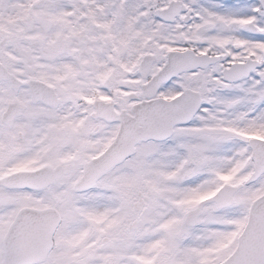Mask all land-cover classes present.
<instances>
[{
  "label": "snow or ice",
  "instance_id": "snow-or-ice-1",
  "mask_svg": "<svg viewBox=\"0 0 264 264\" xmlns=\"http://www.w3.org/2000/svg\"><path fill=\"white\" fill-rule=\"evenodd\" d=\"M0 264H264V0H0Z\"/></svg>",
  "mask_w": 264,
  "mask_h": 264
}]
</instances>
